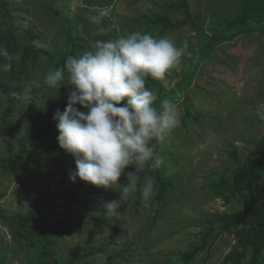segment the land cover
Returning a JSON list of instances; mask_svg holds the SVG:
<instances>
[{
    "label": "rangeland",
    "instance_id": "374dc122",
    "mask_svg": "<svg viewBox=\"0 0 264 264\" xmlns=\"http://www.w3.org/2000/svg\"><path fill=\"white\" fill-rule=\"evenodd\" d=\"M7 1L18 25L32 26L42 35V46L54 55V59L45 54L41 56L39 66L33 72L40 73L41 80L48 70H54L56 62L59 63L60 47L69 29L92 40V28L85 20L97 25L103 23L102 32L111 31L109 40H114L128 34L136 15L163 12L169 0H114L108 6L98 3L102 0H91L90 4L86 0H54V9L58 13L48 10L46 0ZM240 1L187 0V4L193 16H200L207 26L232 14ZM173 17L181 19L183 11L180 9ZM104 18L107 22H103ZM8 23L6 14L0 9V27L5 28ZM165 35L183 49L180 62L160 80L167 91H175L177 83L193 73L191 84L177 94L179 100L175 101L180 114L179 124L167 134L163 143L151 142L155 153L164 159L160 169L171 178L167 199L159 204L153 194L147 199L142 196L141 204H138L137 190L119 200L120 185L114 190L91 185L92 193L85 197L92 204L100 202L106 206L119 200L111 211L103 208L92 211L74 194H67L56 202L59 217L53 220L62 219L73 226L72 230L60 233L56 240V254L67 263L105 264L110 251H117L127 244L133 255H127L125 260L118 257L115 264H186L178 253L201 242L194 234L202 228L195 224L204 215L240 210L236 198L228 201L215 194L210 182L213 178L218 181L230 176L240 164L239 159L232 157L233 153L236 152L239 158L245 155L264 132V36L258 32L242 34L233 41L209 48L204 45L207 38L189 25L169 30ZM23 36L19 32L18 37ZM196 61L199 62L197 68ZM146 87L156 93L157 101L161 100V94L148 80ZM1 104L0 101V158L5 157L7 151L6 139L15 134L22 136L26 131L24 125L14 128L25 102H19L5 121ZM186 105L191 106L192 117L200 116L199 111L206 117H186ZM77 107L82 109L80 105ZM15 142L16 139L13 144ZM74 165L72 155L59 151L39 167L23 168L17 175L0 169L2 212L6 215L26 212L33 205L46 208L49 197L67 185ZM74 183L68 187L72 188ZM120 183H127L126 176H121ZM101 216L112 226L97 224L95 218ZM214 228L208 239L211 247L202 250L192 264H220L235 244L231 230L220 227L217 222ZM0 235L12 251L9 264H27L23 261L21 248L3 224L1 214ZM101 244L107 247V253L88 254L89 248H98Z\"/></svg>",
    "mask_w": 264,
    "mask_h": 264
},
{
    "label": "trees",
    "instance_id": "16d2710c",
    "mask_svg": "<svg viewBox=\"0 0 264 264\" xmlns=\"http://www.w3.org/2000/svg\"><path fill=\"white\" fill-rule=\"evenodd\" d=\"M46 1L48 10L58 13L54 9V0ZM86 1L87 4L91 3V0ZM113 1L102 0L98 3L108 6ZM0 9L4 11L9 22L5 28L0 27V47L5 48L13 57L11 61H7L0 56V64L10 62L12 65L9 71H0V101L1 106L5 107H3L2 119L4 121L8 119L17 109L16 105L24 101L23 112L20 113L14 128L17 129L20 125L26 126L25 134L22 136L17 137L15 134L10 139H6L7 151L5 157L0 158V169L17 175L23 168L39 167L59 151L66 153L59 146L57 140L59 132L53 116L57 110L61 112L65 110L71 90L67 86V79L62 82L63 85L60 88L46 86L44 78L39 80L40 73L33 72L39 66L41 56L45 54L47 58L54 59L53 53L42 46V35L32 26L25 28L18 25L12 17L7 0H0ZM180 9L183 11V17L181 19L173 17L174 13ZM78 19L85 20L83 17H78ZM85 21L92 28L94 34L92 40L74 34L69 29V33L62 41L60 56H58L59 63L56 62L54 70L59 64L64 65L69 55L79 56L90 50L92 43L96 40L108 41L110 39L112 32H102L103 23L97 25L94 22ZM132 21L128 33L140 31L151 33L153 36H164L169 30L189 25L193 31H199L207 38L205 47L214 48L215 45L233 41L242 34L258 32L264 36V0H241L232 14L218 20L217 24L207 26L200 16H193L188 8L187 0H169L165 11L140 13ZM103 22H107L106 18ZM69 25L71 26L72 22ZM19 32L24 35L23 38L18 37ZM209 33L213 34L209 35ZM33 41H38L39 45L33 44ZM187 45L192 46L190 42H187ZM201 56L202 54L199 55ZM55 58L57 59L56 55ZM198 63V61L195 62V67ZM192 74L191 76L185 75L177 83V89L173 92L167 91L160 80L148 77L146 81H150L157 88L162 96L161 99L169 98L175 102L179 100L177 94L191 84ZM159 101H156V106H159ZM186 106V117L194 119L206 117V114L200 111V116L192 117L191 106ZM80 110L84 111L83 108ZM14 139H16L15 144H13ZM232 157L240 160L239 166L230 176L221 177L218 181L213 178L210 187L215 194L224 196L228 201L236 198L240 204V210L210 216L204 215L203 219L195 224L202 228L200 232L194 234L201 238V242L193 243L190 249L178 253L186 264L194 263L202 250L211 247L208 239L213 234L216 222L220 227L231 230L236 241L220 264H264V132L245 155L239 158L235 152ZM75 169L76 165H74ZM132 170L131 166L127 168V172ZM149 177L154 180L153 197L161 204L167 199L172 186L171 178L163 173L160 167L153 170L147 165L143 171L138 173L136 194L140 195V198L137 203L141 204L140 188ZM72 182L68 179L66 186L55 191L49 197L46 208L33 205L26 212H16L11 215L4 214L0 208L3 224L21 248L23 261L26 260L27 264H72L62 260L56 254V240L59 234L73 229L72 225L65 223L62 219L53 221L59 217L56 203L58 200L63 199L67 194H74L77 200L89 210L107 209L102 203L92 204L85 197H90L92 193L89 188L91 184L77 177L73 187H68ZM64 207L67 208L65 205ZM95 220L100 226H112L110 221L102 216ZM217 237L218 235L213 242ZM105 252L107 253L108 250L104 244L88 250L89 255ZM127 255H133V252L130 245L124 244L119 250H112L108 253L105 264H115L114 260L118 257L122 260L128 259ZM11 256L10 247L0 235V264H9Z\"/></svg>",
    "mask_w": 264,
    "mask_h": 264
},
{
    "label": "clouds",
    "instance_id": "9594fccd",
    "mask_svg": "<svg viewBox=\"0 0 264 264\" xmlns=\"http://www.w3.org/2000/svg\"><path fill=\"white\" fill-rule=\"evenodd\" d=\"M182 53V47L166 35L136 31L114 40H96L90 50L69 55L63 67L46 72V86L60 88L66 78L71 88L65 110L53 116L60 148L75 158L76 169L69 179L75 182L78 177L104 189L120 185L121 200L137 190L138 173L146 165L153 170L161 167L164 159L151 142L163 143L179 124L180 114L172 99L163 98L156 106L158 97L146 87V78L163 80ZM0 56L13 58L3 47ZM11 67L10 62L0 64V71ZM130 166L133 170L125 172ZM122 175L126 184L120 183ZM140 191L143 198L151 197L154 180L147 178ZM119 200L105 207L111 211Z\"/></svg>",
    "mask_w": 264,
    "mask_h": 264
}]
</instances>
